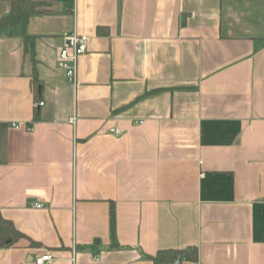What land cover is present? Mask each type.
<instances>
[{"label":"crops","instance_id":"obj_1","mask_svg":"<svg viewBox=\"0 0 264 264\" xmlns=\"http://www.w3.org/2000/svg\"><path fill=\"white\" fill-rule=\"evenodd\" d=\"M47 1L0 28V264H264V0Z\"/></svg>","mask_w":264,"mask_h":264},{"label":"trees","instance_id":"obj_2","mask_svg":"<svg viewBox=\"0 0 264 264\" xmlns=\"http://www.w3.org/2000/svg\"><path fill=\"white\" fill-rule=\"evenodd\" d=\"M48 5L47 0H10V10L0 18V28L4 26L18 28L24 43H31L33 37L26 32L28 20L34 14L48 12ZM22 236L23 234L10 221L0 218V247H7ZM177 258L195 261L197 259L196 247L161 250L151 257L155 264L173 261Z\"/></svg>","mask_w":264,"mask_h":264},{"label":"built area","instance_id":"obj_3","mask_svg":"<svg viewBox=\"0 0 264 264\" xmlns=\"http://www.w3.org/2000/svg\"><path fill=\"white\" fill-rule=\"evenodd\" d=\"M88 36L85 34H80L76 31L67 32L63 34V44L59 51L60 66L64 69L67 78L75 82L77 73V64L79 56L86 51ZM43 102L39 101L35 103L36 106L42 105ZM74 117L70 119L71 122L74 121ZM18 127V124L14 125ZM30 129V127H28ZM111 131L118 133L116 128H112ZM40 206V204H37ZM53 259L51 253H44L35 258V264H47ZM178 264V261H175Z\"/></svg>","mask_w":264,"mask_h":264}]
</instances>
